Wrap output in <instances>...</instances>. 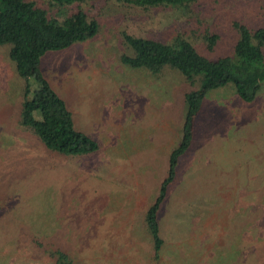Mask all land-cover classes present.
<instances>
[{
    "label": "rangeland",
    "instance_id": "374dc122",
    "mask_svg": "<svg viewBox=\"0 0 264 264\" xmlns=\"http://www.w3.org/2000/svg\"><path fill=\"white\" fill-rule=\"evenodd\" d=\"M33 1L59 19L79 5L98 20L94 37L46 52L39 63L74 128L97 149L52 152L19 124L23 80L8 45H0V264H53L50 249L64 251L72 264H235L232 249L238 238L246 245L255 189L264 200V80L248 102L230 85L206 93L158 214L163 245L154 259L143 213L180 135L182 94L196 84L173 69L152 74L121 63V32L192 37L194 23L186 19L193 16L167 11L151 19L113 0L66 7ZM213 1L191 7L200 27L221 35L208 52L193 40L208 57L230 50L232 20L264 24V0ZM241 205L248 206L239 216Z\"/></svg>",
    "mask_w": 264,
    "mask_h": 264
},
{
    "label": "trees",
    "instance_id": "16d2710c",
    "mask_svg": "<svg viewBox=\"0 0 264 264\" xmlns=\"http://www.w3.org/2000/svg\"><path fill=\"white\" fill-rule=\"evenodd\" d=\"M84 1L46 0L48 5L55 7ZM113 1L118 5L144 11L146 17L151 19L154 14L160 16L161 12L167 11H179L180 15L190 13L193 16L186 19L187 24L194 23L188 30L192 37L176 33L164 41L156 37L121 32V42L127 49L119 56L121 63L132 68L146 69L152 74H158L164 68L173 69L189 86L196 84L182 94L180 135L167 154L166 175L160 181L153 201L143 213L152 257L157 259L163 245L158 214L168 186L175 178L176 167L193 141V122L203 98L211 89L225 85H230L243 102L254 98L264 80V24L254 27L240 20H232L231 29L235 38L230 50L222 55L208 57L196 48L193 40L199 38L208 52L214 48L221 35L210 31L207 26L200 27V12L191 9L192 5L199 6V3L196 4L198 0ZM213 2L217 4L216 0ZM98 29L96 16L87 14L79 5L59 19L48 14L44 6L33 0H0V45H8V58L13 63L16 75L23 80L19 124L30 130L44 148L52 152L66 156L83 155L96 150L97 143L74 128L65 101L41 74L40 59L46 52L61 50L75 42L94 37ZM261 190L254 191L246 245L242 246L243 238H238L234 246L233 241L227 245L230 249L233 246L235 256L232 255V260L235 264L241 260L247 264H264V200L258 194ZM246 206L237 208L239 216ZM47 254L53 264H72L68 255L60 249H50Z\"/></svg>",
    "mask_w": 264,
    "mask_h": 264
}]
</instances>
